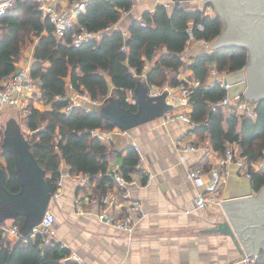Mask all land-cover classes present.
Wrapping results in <instances>:
<instances>
[{"label":"trees","instance_id":"obj_1","mask_svg":"<svg viewBox=\"0 0 264 264\" xmlns=\"http://www.w3.org/2000/svg\"><path fill=\"white\" fill-rule=\"evenodd\" d=\"M132 5L131 0H89L79 24L96 32L115 27L124 14L131 11ZM209 6L212 4L206 3V9ZM206 9L190 11L177 3L170 11L165 5H158L153 13L147 12L140 21H134L128 35L114 29L101 41H88L80 46H74L71 40L77 28L63 41H58L53 35V25L42 19L34 0H18L15 9L1 20L0 32L5 31V34L0 37V82L15 75L18 58L27 45L34 43L33 35H37L32 77L37 82L40 100L50 108L41 111L29 103L26 122L34 140L27 136L26 139L45 172L51 194L56 190L60 165L64 162L72 175L94 178L103 174L93 192L99 199L106 195L109 150L98 138L92 137L91 132L117 127L104 119L95 107L89 112L81 107L68 110L67 79L75 92L88 93L92 100L100 102L98 108L116 99L125 109L138 113L140 98L145 99L146 91L150 94L152 87L167 83L172 87L180 86L183 82L178 79L179 70L188 69L201 83L200 87L192 89L189 100L193 108L191 120L199 125L196 130L208 132L218 151L224 153L226 143H236L242 150L241 155L250 163L264 159V101L256 105L255 120L227 118L224 109L216 107L226 97V91L220 84L207 85L212 63H216L220 74L240 71L247 65V51L239 48L207 50L190 66L182 60L191 39L212 43L221 34L220 17L207 15ZM144 59L152 63L147 74ZM143 74L146 79L141 77ZM128 91L133 92L135 105L128 103ZM4 131L0 129V156L5 158L6 167L2 166L0 171L6 176L7 190L18 194L21 184L14 157L2 151ZM138 162L137 153L131 151L122 167L127 179L138 170ZM251 181L256 192L264 188V169L253 173ZM5 224H0V264H78L68 260L70 251L55 242L47 247H41L38 241L6 245L2 230ZM23 224V217L14 222L20 229ZM257 264H264V252L258 255Z\"/></svg>","mask_w":264,"mask_h":264},{"label":"crops","instance_id":"obj_2","mask_svg":"<svg viewBox=\"0 0 264 264\" xmlns=\"http://www.w3.org/2000/svg\"><path fill=\"white\" fill-rule=\"evenodd\" d=\"M176 1L179 0H131V11L124 14L114 29L128 35L130 25L134 21H140L145 13H153L158 5H165L171 11L178 3L187 10L196 11L205 10L206 3H211L209 0ZM73 4L71 0H64L60 7L69 8ZM212 6L207 7V15L212 16ZM0 36H3L2 31ZM33 40L30 48L18 58L16 71L23 66L32 67L38 42L36 34L33 35ZM211 44L205 45L203 41L191 39L182 60L186 65H192L197 57L211 50ZM144 61V73L147 74L152 63L146 59ZM212 69H217L216 63L210 65V71ZM178 79L190 82L195 78L188 69L181 68ZM207 85H210V75ZM152 88L157 92L159 87ZM74 93L70 79H67V98ZM33 106L41 111L48 109L40 103H33ZM192 110L191 105L182 106L177 103L172 114L185 113L191 118ZM223 112L227 118L233 116L228 109ZM198 127L196 123L193 126L165 117L127 131L118 127L106 130L107 135L101 141L109 150L105 175L115 173L118 167L122 169L129 153L134 151V146H138L144 156L142 166L130 174V178L136 179L139 184L128 187L129 201L123 200L117 187L106 184V193L112 191L123 205V210L115 209L113 215L116 218H132L135 221L134 232L129 234L113 225L100 222L96 209L85 207L84 213H77L74 200L85 196L87 189L67 178L61 198L50 202L49 209L56 216L54 240L70 251L68 260L78 264H226L240 261L241 255L229 236L209 232L216 229L219 223L228 220L229 214L224 204L197 209L196 198L202 188L190 181L187 175L189 171L199 168L204 173L205 185H208L212 182V170L220 167L226 151L232 149L241 155L242 150L236 143H226L224 153L216 150L210 134L197 131ZM1 163L6 167L5 158H2ZM226 170L228 176L220 191L224 202L259 197L264 188L256 192L251 179L243 177L236 165L231 164ZM96 184L92 187L93 191L99 185L98 182ZM130 201L141 203L146 213L145 218L137 221L138 217L134 213L126 212L124 204L127 203V206ZM14 222L15 220H10L4 227L10 228ZM16 242L13 237L6 238V245Z\"/></svg>","mask_w":264,"mask_h":264},{"label":"built area","instance_id":"obj_3","mask_svg":"<svg viewBox=\"0 0 264 264\" xmlns=\"http://www.w3.org/2000/svg\"><path fill=\"white\" fill-rule=\"evenodd\" d=\"M39 5V11L42 14L43 20H48L53 25V35L58 41H63L67 34L70 33L74 28L72 33V44L74 46H80L81 44L88 41H101L105 35L110 34L114 27H108L103 31H90L84 26L79 24V17L86 13V7L89 0H82L74 2V4L69 8H61L60 4L64 0H34ZM18 0H0V28L1 20L12 12ZM202 29V27H200ZM205 45L208 43L203 41ZM126 48H123L125 51ZM210 85L220 84L222 89L226 91V97L216 105L223 109H228V111L233 116H240L245 119L255 120L257 118L256 105L248 102L243 96H238L235 99H231L228 95L230 85H224L225 79L229 74H220L217 69H212L210 71ZM142 78L146 79V75L143 74ZM200 81L194 79L190 82H183L178 87H172L171 85L165 84L154 92L151 88L150 96L159 97L165 93L168 94L167 103L175 108V105H190L189 100L192 94V89L200 87ZM40 95L38 85L36 80L32 77V67L30 65L18 68L15 75L8 80H6L2 85H0V127L4 124V117L7 111L10 109L26 111L28 109L29 103L34 99L35 95ZM127 101L128 103L135 105L136 101L133 98V92L128 91ZM70 100V108L81 107L86 111H92L94 107L101 105L100 102L92 100L88 93L75 92L73 96L68 98ZM215 107V108H216ZM172 121L181 120L183 122L189 123L195 126V123L191 118L185 113H174L171 116ZM92 137L98 138L102 141L107 132L104 130H94L91 132ZM134 151L139 157V162L137 169L140 168L144 162V156L142 155L140 148L134 146ZM2 158H0V169L2 168ZM236 165L240 170L243 177L247 179H252L253 173L261 172L264 169V159L257 163H250L246 157L237 154L234 150L228 149L226 151L225 157L220 162V167L212 170V182L205 185L203 176L204 173L201 169L195 168L189 171L187 177L190 181L194 182L202 191L197 195L196 207L197 209H206L208 207H219L224 203V198L220 191L222 190L226 178L228 176V171L226 170L229 165ZM109 178L107 186L117 187L121 194L123 195V200L129 201L128 187L131 185L139 184L134 178L127 179L122 174L121 167L116 169L115 173L105 175ZM102 174L97 177L91 178L88 175H72L70 173V167H67L64 162L60 165V177L56 185V190L51 195V202L57 201L62 196V191L65 186V180L67 178L73 180L74 182L80 183L87 189L85 196L78 197L74 200V206L77 213H84V208L88 207L96 209L98 212V219L100 222H105L107 224L113 225L117 229L123 230L132 234L134 232V220L130 217L116 218L113 215L114 210L122 211V203L119 198L108 191L104 197L99 199L93 193L92 187L97 185L96 183ZM127 204V203H126ZM126 212L134 213L139 221L145 218L146 213L138 201H130L126 206ZM56 224V216L48 208L46 211L42 222L34 227L31 233L23 237L20 233V228L16 225L12 227H2L6 238H15L16 241H21L23 245H28L30 242H40L41 247L51 246L57 243L54 240V227ZM62 248H66L65 245L58 243ZM258 256L249 257L246 256L244 259L237 263H226V264H257ZM218 264V263H214Z\"/></svg>","mask_w":264,"mask_h":264},{"label":"water","instance_id":"obj_4","mask_svg":"<svg viewBox=\"0 0 264 264\" xmlns=\"http://www.w3.org/2000/svg\"><path fill=\"white\" fill-rule=\"evenodd\" d=\"M191 0H179L185 2ZM218 9L222 21L220 36L212 42L211 51L239 48L247 51V65L244 69L230 73L224 85H230L231 99L243 96L248 102L257 105L264 101V0H209ZM142 94V87L139 88ZM168 94L147 99L140 98L139 112L125 109L116 99H112L99 109L107 121L119 129L127 131L133 127L158 118L152 105L155 99L164 102L168 112L172 106L167 103ZM108 107V109H106ZM11 127L4 131L2 151L12 154L16 163V173L21 184V192L12 194L6 188V176L0 171V224L7 220L24 218L20 229L23 237L28 236L38 226L48 210L51 192L45 172L39 166L30 150L25 134L20 132L18 140H12ZM229 216L219 223L214 234L229 236L235 243L241 259L259 255L264 248V189L259 197H248L223 203Z\"/></svg>","mask_w":264,"mask_h":264},{"label":"rangeland","instance_id":"obj_5","mask_svg":"<svg viewBox=\"0 0 264 264\" xmlns=\"http://www.w3.org/2000/svg\"><path fill=\"white\" fill-rule=\"evenodd\" d=\"M211 10H212V12H211L212 16H215V15L219 16L217 7L212 6ZM4 34H5V31H3V35ZM28 48H30V45H27L25 47L24 51L27 50ZM24 51L22 53H24ZM228 74H230V73H228ZM145 93H146L145 99H147L149 97V92L146 91ZM32 101H33V103H40L41 106L44 105L46 108H50V106L45 105L44 102L40 100V95L36 94ZM33 103H32V106H33ZM152 105L156 108V110L158 112V118L161 119V118L171 117L172 116V112L173 111L171 110L170 112H168L166 110V108H165L164 102H162L161 100L155 99V101L152 103ZM106 109H108V107ZM29 113H30V109L28 108L26 111H20L18 109H16V110L10 109L5 114L4 124L1 126V128L6 129L7 125H9L11 127L12 134L14 135L12 137V140H15V143L18 140L20 132L25 134V136L29 137V139L31 141L34 140L33 133L30 132L29 128L27 127V122H26ZM1 157L2 156H0V158ZM4 210H7V208L6 209H1L0 208V216H3ZM6 222H10V220H7Z\"/></svg>","mask_w":264,"mask_h":264}]
</instances>
